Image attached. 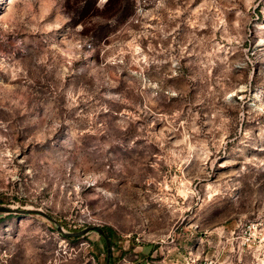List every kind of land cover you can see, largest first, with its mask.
Instances as JSON below:
<instances>
[{
  "label": "rangeland",
  "instance_id": "374dc122",
  "mask_svg": "<svg viewBox=\"0 0 264 264\" xmlns=\"http://www.w3.org/2000/svg\"><path fill=\"white\" fill-rule=\"evenodd\" d=\"M0 264H264V0H0Z\"/></svg>",
  "mask_w": 264,
  "mask_h": 264
},
{
  "label": "water",
  "instance_id": "95a60500",
  "mask_svg": "<svg viewBox=\"0 0 264 264\" xmlns=\"http://www.w3.org/2000/svg\"><path fill=\"white\" fill-rule=\"evenodd\" d=\"M0 212L1 213H14V214H42L44 216H46L47 218L51 219L48 215H46L45 213H43L40 210H35V209H20V208H14V207H8V206H3L0 205ZM59 231L64 234L67 237H83L87 234H89L90 232L93 231H97L106 241V245L108 247V255H107V260H106V264H110V244L109 241L107 240V237L105 235V231L102 228H98V227H87L85 229H82L78 232H65L63 230L62 227H58Z\"/></svg>",
  "mask_w": 264,
  "mask_h": 264
}]
</instances>
